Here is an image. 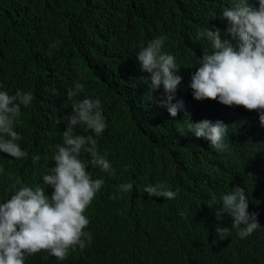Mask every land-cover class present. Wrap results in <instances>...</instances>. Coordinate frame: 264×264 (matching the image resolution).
<instances>
[{
	"label": "trees",
	"instance_id": "trees-1",
	"mask_svg": "<svg viewBox=\"0 0 264 264\" xmlns=\"http://www.w3.org/2000/svg\"><path fill=\"white\" fill-rule=\"evenodd\" d=\"M234 0H0V83L10 93L30 92L33 99L22 105L15 130L30 131L21 149L33 146L43 152L46 170L55 145L71 112L65 95L74 81L84 85L73 99L99 97L106 128L96 136L97 151L105 148L113 158V175L104 176L105 190L113 181L131 182L127 197L105 194L93 208L96 238L86 260L95 264H261L264 252L257 241L250 247L225 246L215 241L214 226L228 225V216L215 219L206 204L219 207L221 193L245 190L255 196L260 211L261 189H248L255 181L252 162L262 149L256 140L257 114L242 105L232 117L216 99L207 105L190 100L184 111L170 116L160 106L157 88L147 92L135 59L140 46L163 36L162 50L174 56L181 80L176 90L189 86L198 57L210 43L197 34L204 27L224 33L219 18ZM255 6V0H249ZM184 103V102H183ZM211 116L226 126L223 151L181 136L179 129L190 119ZM188 114V116L185 114ZM183 113V114H181ZM220 115V118L217 117ZM226 117V118H225ZM74 132H82L75 128ZM36 135L40 140L33 142ZM118 146L108 147L113 140ZM117 150L116 156L110 150ZM6 169V168H5ZM38 170L26 161L10 164L0 181V193L10 189L16 177L32 181ZM160 183L176 195L172 199L149 196L146 184ZM114 199V201H113ZM251 206L252 209H254ZM163 216H168L167 220ZM123 237H120V236ZM216 235V234H215ZM31 264H40L34 261ZM54 264V263H50ZM69 264H83L73 260Z\"/></svg>",
	"mask_w": 264,
	"mask_h": 264
},
{
	"label": "clouds",
	"instance_id": "clouds-1",
	"mask_svg": "<svg viewBox=\"0 0 264 264\" xmlns=\"http://www.w3.org/2000/svg\"><path fill=\"white\" fill-rule=\"evenodd\" d=\"M219 18L226 21L224 33L229 38L214 26L204 27L197 34V39L203 36L210 43L211 51L205 50L198 57L189 87L178 91L179 98L176 97L181 80L179 66L172 54L162 50L163 36H155L140 46L135 59L140 70L149 74L142 79L149 95L162 88L163 93L156 90L153 94H157L156 103L170 116L183 112L188 100L207 105L204 98L216 99L232 117L240 105L257 114L256 143L262 149L252 162L251 176L255 181L247 185L253 192L261 189L260 211L254 207L255 196L248 201L245 190L237 186L220 194L219 207H212L215 201L206 205L217 221L224 215L229 218L227 226H214L215 241L225 246L241 244L248 249L249 242L256 240L257 250L264 252V0H255V6L249 0H234L231 7L221 10ZM83 89L84 85L78 81L66 88L71 112L60 118L65 121L60 133L62 142L54 146L51 165L46 170L40 147L21 149V143L31 136L30 131L15 130L21 106L31 102L32 94L20 89L10 93L0 83V181L10 164L26 161L38 168L31 170L37 175L32 181L16 177L11 188L0 193V264H24V258L28 257L36 261L39 256L30 254L40 249L56 257L54 264H69L73 260L95 264L86 260L96 238L92 228L93 208L102 194L110 198L127 197L124 192L133 187L131 182L113 181L105 190L104 176L114 174L113 158L105 148L97 151L95 136L88 134L102 133L106 128L105 117L99 97L85 95L73 99ZM185 111L188 112V106ZM188 117L179 129L181 136L191 134V138L214 151L226 148L229 124L226 117L225 123L211 121V116ZM75 128L82 132H74ZM38 140L40 136L36 135L33 142ZM143 192L168 199L176 195L159 182L144 185ZM86 241L91 246H85Z\"/></svg>",
	"mask_w": 264,
	"mask_h": 264
},
{
	"label": "bare ground",
	"instance_id": "bare-ground-1",
	"mask_svg": "<svg viewBox=\"0 0 264 264\" xmlns=\"http://www.w3.org/2000/svg\"><path fill=\"white\" fill-rule=\"evenodd\" d=\"M108 147H112V146H118V142L114 139L112 142H110L109 144H107ZM111 153V155H118L117 154V150L113 149V150H110L109 151ZM114 201V199H113ZM165 220H167L169 217L168 216H163ZM120 237H123L122 235ZM85 246H91V243L86 241L85 242ZM78 249H80L78 247ZM68 253V252H67ZM30 255H36V256H39V259H37L36 261H38L40 264H50V263H53L56 259L55 256L53 255H50L48 253L47 250L45 249H40L39 251L35 252V253H32ZM31 263H34L33 260H31L29 257L28 258H24V264H31Z\"/></svg>",
	"mask_w": 264,
	"mask_h": 264
}]
</instances>
